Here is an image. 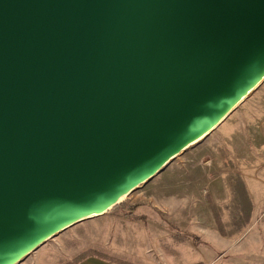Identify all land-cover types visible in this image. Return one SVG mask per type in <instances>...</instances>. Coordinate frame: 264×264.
I'll list each match as a JSON object with an SVG mask.
<instances>
[{
	"label": "water",
	"instance_id": "obj_1",
	"mask_svg": "<svg viewBox=\"0 0 264 264\" xmlns=\"http://www.w3.org/2000/svg\"><path fill=\"white\" fill-rule=\"evenodd\" d=\"M264 81V0H0V264L102 215Z\"/></svg>",
	"mask_w": 264,
	"mask_h": 264
},
{
	"label": "rangeland",
	"instance_id": "obj_2",
	"mask_svg": "<svg viewBox=\"0 0 264 264\" xmlns=\"http://www.w3.org/2000/svg\"><path fill=\"white\" fill-rule=\"evenodd\" d=\"M263 117L264 81L212 132L125 195L117 206L86 219L85 227L75 228L60 246L33 251L19 264H60L66 259L68 263L84 254L121 264H160L161 246L172 259L196 258L209 247L199 236L200 241H195L192 230L201 224L210 238V202L228 233L248 215L251 201L244 192L243 177L252 178L255 171L264 170ZM175 244H179L177 250Z\"/></svg>",
	"mask_w": 264,
	"mask_h": 264
},
{
	"label": "crops",
	"instance_id": "obj_3",
	"mask_svg": "<svg viewBox=\"0 0 264 264\" xmlns=\"http://www.w3.org/2000/svg\"><path fill=\"white\" fill-rule=\"evenodd\" d=\"M256 175L243 177L244 192L247 194V199L250 205L248 206V215L244 218V223L238 225L235 231L228 233L225 229V234H221L218 227L213 221L209 227L210 238L203 232L208 231L201 224L194 226L192 232L199 236L201 240L208 244L209 249L199 252L196 258L187 257L183 261V256L169 257L160 247V264H264V170L255 171ZM214 205V204H213ZM221 219V218H220ZM86 220V219H85ZM85 220L80 221L65 230L58 233L53 241H46L34 252L47 251L56 246H60L71 233L85 225ZM222 222V219H221ZM223 224V222H222ZM224 227V226H223ZM179 244L173 245V249L177 250ZM69 254V252H66ZM142 253V252H141ZM142 255V254H141ZM68 259L60 264H64ZM71 264H120L116 261L88 255L81 260Z\"/></svg>",
	"mask_w": 264,
	"mask_h": 264
},
{
	"label": "trees",
	"instance_id": "obj_4",
	"mask_svg": "<svg viewBox=\"0 0 264 264\" xmlns=\"http://www.w3.org/2000/svg\"><path fill=\"white\" fill-rule=\"evenodd\" d=\"M210 204H211V209H212L213 218H214L215 223H216V225H217V227H218V230H219V232H220L221 234H225L224 227H223V224H222V222H221L220 216H219L218 212L216 211L215 206L213 205V203L210 202ZM116 206H117V205H116ZM194 237L196 238L195 241H200L199 238H198L196 235H195ZM84 256H85V254H84V255H80L79 257H76V258H75L74 260H72L71 262L64 263V264H71V263H74V262H76V261H78V260H81ZM113 261H114V260H113ZM120 264H121V263H120Z\"/></svg>",
	"mask_w": 264,
	"mask_h": 264
},
{
	"label": "built area",
	"instance_id": "obj_5",
	"mask_svg": "<svg viewBox=\"0 0 264 264\" xmlns=\"http://www.w3.org/2000/svg\"><path fill=\"white\" fill-rule=\"evenodd\" d=\"M261 126H262V128L264 129V117H263V119L261 120Z\"/></svg>",
	"mask_w": 264,
	"mask_h": 264
}]
</instances>
